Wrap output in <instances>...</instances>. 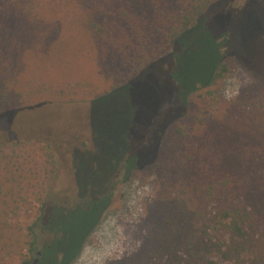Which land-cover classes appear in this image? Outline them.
<instances>
[{"label": "trees", "instance_id": "obj_1", "mask_svg": "<svg viewBox=\"0 0 264 264\" xmlns=\"http://www.w3.org/2000/svg\"><path fill=\"white\" fill-rule=\"evenodd\" d=\"M226 1L0 0V116L109 100L155 62L175 90L150 123L123 117L121 129L114 115L102 140L92 130L95 149L114 148L111 163L128 170L169 130L164 153L150 162L158 191L142 247L119 264H264V83L222 98L217 85L233 72L232 55L203 86H195L193 74L203 44L214 46L209 33H193L213 5ZM130 126L138 143L129 140ZM31 134H0V264H57L68 255L57 233L94 218L77 231L71 261L120 181L108 163L76 156L83 175L76 186L58 189V153L86 140L68 131ZM50 234V242L42 240Z\"/></svg>", "mask_w": 264, "mask_h": 264}, {"label": "rangeland", "instance_id": "obj_2", "mask_svg": "<svg viewBox=\"0 0 264 264\" xmlns=\"http://www.w3.org/2000/svg\"><path fill=\"white\" fill-rule=\"evenodd\" d=\"M196 29L193 35L204 31L214 37V46L208 48L204 43L202 57L193 65L196 87L206 83L212 70L227 55L234 57L235 66L233 72L217 85L222 98L230 99L249 86L264 83V0H227L226 3L213 5L208 17ZM174 94L175 90L164 77L161 62H155L130 87L114 94L109 100L105 97L94 101L97 103L47 104L9 111L0 116V134L10 138L23 134L31 136V132L58 130L72 132L86 140L85 144L79 142L73 147L67 146L65 152L58 153L61 160L58 189L76 186L77 178L83 175L76 172L82 167L76 170L79 165L73 164L76 156L93 155L98 166L108 163L104 165L106 171L120 176L114 193L104 203L96 223L71 261V253L79 246V240H75L77 233L83 234L94 218L92 221L89 217L78 222V230L70 228L67 232L57 233L58 243H61V239L63 243L67 241L66 246L74 242L69 250L63 251V255H68L58 260L57 264L69 261V264H119L123 259L134 256L142 247L148 208L158 191L157 174L150 162L164 153L169 130L165 131L156 146L138 155L137 159L134 157L130 160L129 166L133 167L129 170L128 166L119 169L120 166L111 163L109 157L114 148L95 149L97 143L93 141L92 130L99 134L97 139L102 140L103 135L106 136L112 130L114 115L121 129L126 127V122L121 120L123 117L130 123H150L173 100ZM133 128L130 126L126 129L131 144L138 143V135ZM113 136H117V133ZM37 153L38 158H41V152L38 150ZM73 228H77V224ZM53 238L54 234H50L42 240L50 242ZM57 247L61 249V244ZM61 256L59 251L58 257Z\"/></svg>", "mask_w": 264, "mask_h": 264}, {"label": "flooded vegetation", "instance_id": "obj_3", "mask_svg": "<svg viewBox=\"0 0 264 264\" xmlns=\"http://www.w3.org/2000/svg\"><path fill=\"white\" fill-rule=\"evenodd\" d=\"M72 244H73V243H70V245H68L69 247L66 246V245H64V246L62 247V248H63V251H67V248H70V247L72 246ZM65 247H66V249L64 250ZM38 251H39V250H38ZM38 251H37V252H38ZM36 254H37V255H40V254H38V253H36ZM61 254H62V253H61ZM35 259H37V258H35ZM35 259H34V260H35ZM37 261H38V260H37ZM35 264H36V263H35Z\"/></svg>", "mask_w": 264, "mask_h": 264}, {"label": "water", "instance_id": "obj_4", "mask_svg": "<svg viewBox=\"0 0 264 264\" xmlns=\"http://www.w3.org/2000/svg\"><path fill=\"white\" fill-rule=\"evenodd\" d=\"M37 253L40 254V251H38ZM34 263H37V259L34 260Z\"/></svg>", "mask_w": 264, "mask_h": 264}]
</instances>
